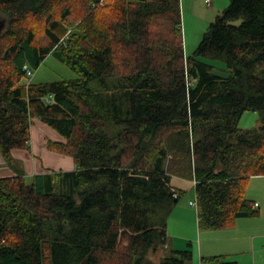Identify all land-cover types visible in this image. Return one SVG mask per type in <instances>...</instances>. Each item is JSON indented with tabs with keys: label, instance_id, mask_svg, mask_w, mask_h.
<instances>
[{
	"label": "trees",
	"instance_id": "16d2710c",
	"mask_svg": "<svg viewBox=\"0 0 264 264\" xmlns=\"http://www.w3.org/2000/svg\"><path fill=\"white\" fill-rule=\"evenodd\" d=\"M0 17L4 159L15 168L38 120L75 163L0 177V264H148L161 248L157 264H192L191 249L166 247L185 193L173 177L195 181L202 228L256 212L246 188L264 175V0H230L188 56L181 0H0ZM49 54L78 76L25 81L24 65L34 74ZM246 111L259 128L239 126Z\"/></svg>",
	"mask_w": 264,
	"mask_h": 264
},
{
	"label": "crops",
	"instance_id": "0c3cea01",
	"mask_svg": "<svg viewBox=\"0 0 264 264\" xmlns=\"http://www.w3.org/2000/svg\"><path fill=\"white\" fill-rule=\"evenodd\" d=\"M49 130L53 128L40 121L31 126L32 147L12 150L15 168L7 163L0 151V177L18 172L26 179L31 177V182L38 174L73 170L75 163L71 157L49 148V141L63 140L59 133L50 134ZM172 183L189 193L175 205L167 220V248L191 249L192 264L194 260L200 264L203 256L214 255L236 260L238 264H264V175L250 177L246 188V197L252 201L256 212L239 217L233 226L222 229L199 226L197 208L189 204L196 198L195 181L173 177Z\"/></svg>",
	"mask_w": 264,
	"mask_h": 264
},
{
	"label": "rangeland",
	"instance_id": "374dc122",
	"mask_svg": "<svg viewBox=\"0 0 264 264\" xmlns=\"http://www.w3.org/2000/svg\"><path fill=\"white\" fill-rule=\"evenodd\" d=\"M211 1V5H208L205 0H181L183 46L187 56L194 52L200 40L202 39L204 32L207 30L209 24L215 19L216 15L219 14L230 3V0ZM204 60L210 62L218 68H226V63L223 60ZM77 76L78 74L75 71L62 63L54 55L49 54L39 65V67L34 69V74L30 78H25V81L30 80L31 82L41 83L61 79H71L76 78ZM37 122L39 121L34 120V124ZM261 124L262 118L256 111L244 112L239 120V126L244 129H256L259 128ZM36 128L37 127H35V129ZM54 131L58 135V132L54 129L51 131L49 130L48 132L53 134ZM30 179L31 177L27 178V181H30ZM188 193L189 191H185L178 202L187 198ZM117 251L121 252V247H119ZM165 253V248L151 251L149 253L150 262L148 264H157L163 258ZM193 264H197V260H194Z\"/></svg>",
	"mask_w": 264,
	"mask_h": 264
},
{
	"label": "water",
	"instance_id": "95a60500",
	"mask_svg": "<svg viewBox=\"0 0 264 264\" xmlns=\"http://www.w3.org/2000/svg\"><path fill=\"white\" fill-rule=\"evenodd\" d=\"M194 75L196 76V70L194 69ZM212 73L215 75V76H218V77H224V78H227L229 77L230 73L224 69H221V68H216L214 70H212Z\"/></svg>",
	"mask_w": 264,
	"mask_h": 264
},
{
	"label": "built area",
	"instance_id": "2783aa9c",
	"mask_svg": "<svg viewBox=\"0 0 264 264\" xmlns=\"http://www.w3.org/2000/svg\"><path fill=\"white\" fill-rule=\"evenodd\" d=\"M205 2L208 4V5H211L212 1L211 0H205ZM24 68L27 70V74L29 75H33V72L30 68L27 67V65H24ZM175 195H177V193H175ZM189 204L194 206L195 208H197V201H196V198L192 199L189 201Z\"/></svg>",
	"mask_w": 264,
	"mask_h": 264
}]
</instances>
